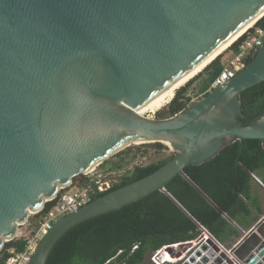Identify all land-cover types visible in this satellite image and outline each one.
<instances>
[{
    "label": "water",
    "instance_id": "95a60500",
    "mask_svg": "<svg viewBox=\"0 0 264 264\" xmlns=\"http://www.w3.org/2000/svg\"><path fill=\"white\" fill-rule=\"evenodd\" d=\"M263 10L264 0H0V251L75 176L132 144L161 142L174 155L59 218L29 264H45L78 223L164 191L178 174L188 179L186 166L225 145L264 142V112L243 123L239 99L264 80V43L229 82L177 114L137 112ZM231 252L264 264V216ZM214 255L202 244L196 264Z\"/></svg>",
    "mask_w": 264,
    "mask_h": 264
},
{
    "label": "trees",
    "instance_id": "16d2710c",
    "mask_svg": "<svg viewBox=\"0 0 264 264\" xmlns=\"http://www.w3.org/2000/svg\"><path fill=\"white\" fill-rule=\"evenodd\" d=\"M255 24L264 27V15ZM229 49L236 53L237 41ZM252 58L248 56V61ZM223 67L219 55L196 76L195 79H199L196 93L204 97ZM193 81L191 79L180 87L171 101L156 112V118L170 117L185 109L191 101L187 89ZM239 99L240 119L249 123L264 112V80L243 90ZM261 144L258 138L235 140L222 147L211 159L190 164L184 169L189 179L238 224L241 223L240 217L250 214L252 205L259 209L256 200L250 196L251 180L243 167L251 172L264 169ZM146 147L157 151L165 149L161 142L132 144L99 164L108 172L123 173L107 190L91 192L90 202L150 174L174 155L171 152L147 165H134L127 169L135 158L144 154L141 150ZM113 157L117 159L112 161ZM192 182L178 174L166 184L164 191H155L136 202L78 223L56 241L45 264H149L145 260L152 251L163 245L196 238L198 224L211 232L223 247H231L241 232ZM88 183L89 178L80 174L73 178L71 186L84 187ZM53 203L54 200L47 201L36 215H43ZM38 226L39 223L28 230L19 228L20 234L7 241L0 251V264H4L7 257L6 249L23 250L27 237Z\"/></svg>",
    "mask_w": 264,
    "mask_h": 264
},
{
    "label": "built area",
    "instance_id": "2783aa9c",
    "mask_svg": "<svg viewBox=\"0 0 264 264\" xmlns=\"http://www.w3.org/2000/svg\"><path fill=\"white\" fill-rule=\"evenodd\" d=\"M263 43L264 27L254 24L237 40V52L234 53V59L224 63L222 71L211 83L208 91L215 86L229 82L231 78L244 68L246 65V58H248V56L253 57ZM261 147L264 150V142H262ZM98 177H100V175H98ZM111 186L112 184L102 182L100 178H97L96 180H89V183L84 187L68 186L61 189L52 199L54 200V203L43 213V215H41L42 222L39 223V226L34 232L27 237L24 249L21 251H16L13 247L6 249L7 257L4 264H29L38 242L52 228L53 224L59 218L88 204L91 200V192H102ZM198 229L202 231L201 234L199 232L197 237L192 240L163 245L159 249L152 251L150 253V259L152 262L155 264H196V262L201 260V256H195L196 250L200 249L202 244H206L208 250L211 249L208 247L207 240L212 242L215 247L219 248L218 250L212 249L215 254L216 252L224 250L226 253L231 252V247L225 248L219 244L214 235L203 225L198 224ZM203 254L206 255L207 250H204ZM209 262L210 261H207L204 264H208ZM233 264L243 263L234 259Z\"/></svg>",
    "mask_w": 264,
    "mask_h": 264
},
{
    "label": "rangeland",
    "instance_id": "374dc122",
    "mask_svg": "<svg viewBox=\"0 0 264 264\" xmlns=\"http://www.w3.org/2000/svg\"><path fill=\"white\" fill-rule=\"evenodd\" d=\"M229 47L220 54L221 61L223 63L229 62L232 59H234L235 54L232 52V50L229 49ZM196 76H194L192 78L194 81L190 84V86L187 89V95L189 97H191V101L192 100H199V99L202 98L200 96V94L196 93V91H197V83L199 81V79H195ZM156 112L145 114V116H148L150 118H156ZM135 145H137V144H135ZM164 146H165V149L161 150V151H157V150H155V149H153L151 147L142 148L141 151H144V154L143 155L141 154L137 158H135L134 161L131 163V165H129V167L127 169H132V167L134 165H147V164H149V163H151L153 161H156V160H158V159H160V158H162L164 156H167L169 153L173 152L167 145L164 144ZM116 159H117V157H113L111 160L113 161V160H116ZM122 173H123V171L108 172L106 168L104 169L103 167H100L99 165H97V166L91 168L90 170H88L83 175L88 177L89 180H91V179L96 180L97 178H100V180L102 182H108L109 184H113L114 182L118 181L119 176ZM98 175H100V177H98ZM41 222H42V217L41 216L36 215V213H31L29 218H28V220L24 224L20 225L19 228L21 230H28L29 227H32L35 224H38V223H41ZM199 232L201 234L202 231L199 229ZM207 242L209 243V240H207ZM220 254L221 253H218V254L215 255V256L218 255L217 262H215L216 261L215 256L214 257H209L208 261L213 262V263L215 262V264H221V263L224 262V264H225V259L223 257H221ZM227 254H228V256H230L232 258V260L237 259V257L235 255L232 254L233 256H231V254L230 255H229V253H227ZM162 256H163V254H162ZM145 261L148 262L149 264H155L150 259V253L148 254V256H147Z\"/></svg>",
    "mask_w": 264,
    "mask_h": 264
},
{
    "label": "bare ground",
    "instance_id": "6f19581e",
    "mask_svg": "<svg viewBox=\"0 0 264 264\" xmlns=\"http://www.w3.org/2000/svg\"><path fill=\"white\" fill-rule=\"evenodd\" d=\"M263 15H264V10L262 12H260L259 14H257L255 17L251 18L248 22H246L244 25H242L240 28H238L235 32H233L221 45H219L215 50H213V52L209 56H207L201 63H199L197 66L193 67L191 70L180 75L177 79H175L168 86H166V88L161 90L157 95H155L149 101H147L146 103L141 105L137 109V112L139 114L145 116V114L154 113V112L162 109L163 107H165L171 101V99L175 96V92L180 87H182L183 85L188 83V81H190L194 76H196L198 73H200L210 62H212L224 50H226L235 41H237ZM91 168H93V167H91ZM90 169H88V170H90ZM88 170H86L84 173H86ZM208 247L211 248V250L212 249L216 250L215 245L210 241L208 243ZM218 253H220V252H218ZM218 253L216 252V254H218ZM230 254H231V256L234 255L232 252H229V255ZM227 256H228V254H227ZM217 257H218V255L215 256V258H216L215 262H217ZM228 257L232 260V258L230 256H228Z\"/></svg>",
    "mask_w": 264,
    "mask_h": 264
},
{
    "label": "crops",
    "instance_id": "0c3cea01",
    "mask_svg": "<svg viewBox=\"0 0 264 264\" xmlns=\"http://www.w3.org/2000/svg\"><path fill=\"white\" fill-rule=\"evenodd\" d=\"M243 169L248 173L250 177L251 182H250L249 193H250L251 198L253 200H256L257 205L259 206V209L256 206L252 205L251 206L252 210L250 214L246 215L245 217H240L241 223L238 224L232 218H230L224 211L223 212L219 211L217 208L218 206L212 203L217 208L219 213L229 223H231L241 232V236L239 238H241L244 235V233L246 234L247 232L251 231L255 227L256 223L264 216V182H263L264 181V169L259 168L255 172H251L247 170L245 167H243ZM187 180H191V179H189L188 177ZM254 218L256 219L254 220ZM229 238L231 239L232 236ZM239 238L235 239V243L239 240ZM235 243H233L232 246Z\"/></svg>",
    "mask_w": 264,
    "mask_h": 264
},
{
    "label": "flooded vegetation",
    "instance_id": "af4514ba",
    "mask_svg": "<svg viewBox=\"0 0 264 264\" xmlns=\"http://www.w3.org/2000/svg\"><path fill=\"white\" fill-rule=\"evenodd\" d=\"M245 61H246V63H247V62H248V58H246V60H245Z\"/></svg>",
    "mask_w": 264,
    "mask_h": 264
}]
</instances>
